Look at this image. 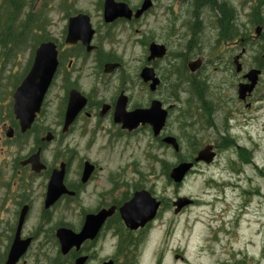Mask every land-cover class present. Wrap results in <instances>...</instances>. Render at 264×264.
Here are the masks:
<instances>
[{
    "label": "flooded vegetation",
    "instance_id": "flooded-vegetation-1",
    "mask_svg": "<svg viewBox=\"0 0 264 264\" xmlns=\"http://www.w3.org/2000/svg\"><path fill=\"white\" fill-rule=\"evenodd\" d=\"M113 1L127 6L129 18L105 22L104 0H97L96 16L74 8L64 11L61 39L47 33L45 37V42L56 46L57 68L39 113L30 128L22 131L12 102L7 120L0 123V153L5 155L2 198L4 204H13L0 207V264H6L14 241L17 246L26 245L15 264H138V246L151 229L164 226L171 232L170 215L178 217L187 208L175 212L180 184L169 178L170 170L180 163L182 139H187L191 174L216 166L221 155L226 156L232 175L250 165L242 155L251 157L252 150L240 145L236 130L249 125L244 123L242 109L252 111L260 91L264 93V0H150L151 6L138 17L145 0ZM161 2L168 6L163 19L166 39L158 40L148 37L141 24ZM78 15L88 18L93 31L88 46L76 37L67 41L69 20ZM123 30L138 36L134 44L144 48L134 76L122 55L105 48L115 43L122 46ZM151 44L164 47L165 55L148 61ZM167 57L176 63L169 71H160L157 64ZM145 68H151L158 81L154 90L140 76ZM250 71L258 72L257 81L242 96L239 86L248 84ZM86 78H93L88 88ZM56 87L62 95L60 105L54 120H48L43 117V105ZM162 88L170 105L160 93ZM71 91L85 101L66 123ZM154 101L166 111L157 134L150 124L131 116L147 111ZM171 120L177 134L168 131ZM166 138L174 139L177 147L166 143ZM147 139L176 156V163L166 170V187L155 183L156 174L145 169H108L87 156H110L117 145L126 154L132 142ZM205 149L210 160L194 162ZM55 175H60V182L55 183L52 200L48 187ZM231 186L222 184L221 190ZM171 187L176 194L172 197ZM141 192L158 207L151 221L130 229L122 210L135 198L147 201L138 195ZM61 230L67 237L75 236L74 242L65 239L61 244L57 237Z\"/></svg>",
    "mask_w": 264,
    "mask_h": 264
},
{
    "label": "rangeland",
    "instance_id": "rangeland-1",
    "mask_svg": "<svg viewBox=\"0 0 264 264\" xmlns=\"http://www.w3.org/2000/svg\"><path fill=\"white\" fill-rule=\"evenodd\" d=\"M30 2L31 0H28L26 8L30 6ZM66 4L62 0H42L39 5L34 6L33 11L36 12V18L42 21L45 37L47 33V36L61 39L64 11L68 9L87 11L93 16H96L98 11L97 0H67ZM162 4H165L164 10H160ZM167 7V2L156 3L154 11L141 24L144 25L148 37L166 39L163 33L166 24L163 19ZM93 20L98 22L95 17ZM130 34L123 30V45L117 46L115 43L113 46L105 45V48L122 55L134 76L138 65L144 59V48L135 46L134 40L138 36ZM29 47L30 44L25 46L16 57L9 54L4 58L0 55V123L7 120V110L11 108V96L14 91L12 82L15 83V77L22 79L31 60L32 51ZM169 50L173 53L172 44ZM172 63L176 62L167 57L158 63L157 67L166 72L170 70ZM92 83L93 78L84 79L87 88ZM160 93L167 98L170 105L166 89L162 88ZM61 96L56 87L45 99L44 118L54 120ZM242 112L244 123L249 125L238 128L236 135L240 137V145L252 150L251 157L242 156L245 160L249 159L250 165L254 167L249 168L250 165L245 164L239 174L232 175L226 156L221 155L216 166L201 167L200 172L190 173L179 185L178 196L192 199L195 203L182 210L178 217L170 215V219L174 221V229L171 232L164 226L156 225L151 229L138 246V264H264V93L260 91V100L252 111L242 109ZM175 126V122L171 120L168 131L177 134ZM186 140L182 139L183 150L179 155L183 161L190 158V155H187L189 148ZM170 154L169 151L160 150L150 144L147 139L132 142L126 154L120 145H117L110 156H87L108 169H145L147 173L156 174L155 183L166 187L169 183L166 170L176 163V156ZM4 156L0 153V207L12 208L13 204H4L2 198ZM231 158L234 159V156ZM153 178L156 179L155 176ZM227 183L232 186L222 191V184ZM168 193H172L171 197L176 195L172 187L168 188ZM215 198L219 200L216 201ZM176 256L182 260L175 259Z\"/></svg>",
    "mask_w": 264,
    "mask_h": 264
},
{
    "label": "water",
    "instance_id": "water-1",
    "mask_svg": "<svg viewBox=\"0 0 264 264\" xmlns=\"http://www.w3.org/2000/svg\"><path fill=\"white\" fill-rule=\"evenodd\" d=\"M38 0L37 2H39ZM151 6L150 0H145L135 17H138L144 10ZM104 10L103 17L105 22H112L118 17L129 18L131 12L126 5L115 3L113 0H104ZM93 31L91 29L89 20L86 16L78 15L75 18L69 20L68 24V37L67 41L72 42L74 37L81 40L84 45H87L91 41ZM165 55V48L155 44L149 46V58L148 61L154 58H162ZM57 68V51L56 46L52 42H42L40 43L33 53V59L31 66L26 73V75L21 80L20 84L16 87L12 96V111L15 118L19 121V126L22 131L30 128L36 115L39 113L45 95L51 85L53 76ZM144 82H151L150 89L154 90L155 86L158 84L157 79L154 76V72L151 68H145L140 74ZM258 72L250 71L246 76L248 84L239 86V94L244 96L246 93H250L257 81ZM84 98L81 97L77 92H70V99L68 102L66 123L73 119L78 108L84 103ZM131 116L139 122L141 119L143 122H147L153 127L154 133L157 134L164 124L166 118V111L161 110V105L159 102H152L151 107L147 111H135ZM120 120V119H119ZM118 120V121H119ZM128 129L135 128L134 126H126ZM11 131L8 132L10 137ZM165 142L176 148L174 139L166 138ZM210 156L207 155V149L199 153L195 158L194 162H208ZM89 167V166H86ZM193 164L191 162H182L177 166H174L169 173V178L175 184H181L185 177L188 175L192 169ZM52 182L48 187V194L52 196L51 199H55V189L56 184L60 182V175L53 176ZM56 183V184H55ZM139 196L146 197L147 201L138 202L137 199H133L129 204L123 208V218L125 224L130 229H135L138 226H143L145 223L151 221L156 213L158 204H154L148 194L141 192ZM193 203L191 199L182 197L175 202L176 213H178L182 208L190 206ZM69 237L64 234L61 230L57 233L61 244H63L65 239L72 241L75 240V236ZM26 245L17 246L14 243L11 245L10 253L6 264H15V262L20 257L22 251H24ZM179 257L176 256L175 259ZM182 260V258H179Z\"/></svg>",
    "mask_w": 264,
    "mask_h": 264
},
{
    "label": "trees",
    "instance_id": "trees-1",
    "mask_svg": "<svg viewBox=\"0 0 264 264\" xmlns=\"http://www.w3.org/2000/svg\"><path fill=\"white\" fill-rule=\"evenodd\" d=\"M31 0L27 7L28 0H0V55L7 58L9 54L13 57L25 46H30L31 60L35 48L46 41L42 21L36 18L34 2ZM38 9V8H36ZM29 61L24 72L28 70ZM16 86L21 78L15 77ZM183 160H180V162Z\"/></svg>",
    "mask_w": 264,
    "mask_h": 264
}]
</instances>
